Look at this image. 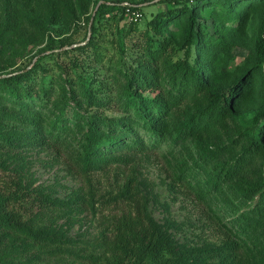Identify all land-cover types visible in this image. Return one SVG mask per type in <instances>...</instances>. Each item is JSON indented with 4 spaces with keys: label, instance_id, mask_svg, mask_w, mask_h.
I'll return each mask as SVG.
<instances>
[{
    "label": "rangeland",
    "instance_id": "1",
    "mask_svg": "<svg viewBox=\"0 0 264 264\" xmlns=\"http://www.w3.org/2000/svg\"><path fill=\"white\" fill-rule=\"evenodd\" d=\"M123 1L128 0H0V78L29 72L31 80L22 85L32 95L26 100L15 88L18 99H10L0 90V134L15 140L13 148L0 151V183L44 194L52 206L32 210L25 217L27 226L65 245L58 252V244L39 246L25 233L0 228V264H105L101 204L108 195H118L130 177L145 197L151 219L176 244L213 251L237 243L240 248L226 252L227 264H264L259 195L264 191V149L257 146L242 154L260 103L259 80L250 109L225 116L212 111L187 130L179 122L190 115L198 118L207 105L203 95L168 104L175 113L153 138L133 121V111L123 108L125 75L133 77L142 63L151 61L158 65L157 84L166 90L173 86L171 73L189 58L177 44L184 22L154 33L148 21L171 7L143 4L142 18L133 22L114 10ZM196 15L202 41L201 51L195 52L211 59L207 67L220 84L241 76L249 69L264 3L247 18L237 12L225 20L215 8ZM136 92L150 99L159 89ZM93 112L95 119L118 125L122 130L116 136L122 138L83 173L73 161L81 154L78 143L86 131L82 119ZM61 116L68 120L57 125ZM56 134L64 139L60 148L42 139ZM131 140L147 150L126 149ZM225 171L236 175L232 182ZM187 264L222 262L212 254Z\"/></svg>",
    "mask_w": 264,
    "mask_h": 264
},
{
    "label": "trees",
    "instance_id": "2",
    "mask_svg": "<svg viewBox=\"0 0 264 264\" xmlns=\"http://www.w3.org/2000/svg\"><path fill=\"white\" fill-rule=\"evenodd\" d=\"M152 2L153 0L123 1L114 10L120 18L126 17L127 10L139 11L142 18L143 4ZM189 2L192 3L191 7H188ZM123 3H127L128 6H124ZM263 3L264 0L157 1L156 5L163 4L171 8L157 13L148 21V25L154 33L161 34L173 22L182 20L184 30L177 44L189 58L181 65H177L171 73L170 79L173 86H170L168 90L157 84L158 77L154 75V72H156L158 65L152 64L151 61L142 63L137 69L138 71L133 72V77L125 75L127 100L123 108L133 111L132 119L137 122L136 125H143L153 138L156 137L160 133L161 127L166 123L168 116L175 113L168 107V104L182 103L184 97L192 98L197 94L203 95L207 105L198 111L197 119L190 115L186 121H180L181 129L187 130V128H192L193 125L201 123L204 117L210 118L212 111L225 116L233 115L236 110L250 109L254 105L257 91L254 82L259 80L262 90L258 99L260 103L254 112L250 127L246 130L247 146L242 149V154L249 151V148H256L257 146L264 149V16L259 25L252 59L249 60V69L242 72L241 76L232 80L227 79L220 84L218 82L219 77L214 75L213 69L207 67L211 59H206L203 52H195L197 48L201 51L198 42L202 41L197 12L206 8H215L219 10L221 17L225 20H229L237 12L247 18L251 15L254 6ZM176 5L180 7L175 9ZM192 49L194 52L191 51ZM75 50H79V48ZM190 55H192L191 58ZM29 74V72L22 70L17 71L15 75L1 77L0 90L7 98L18 99L15 89L18 88L22 91V98L30 100L32 95L22 85L25 81L28 83L31 80ZM152 84L156 88H153ZM137 88L140 90L159 89V92L154 98L147 99L137 95ZM86 94V98L90 99L91 95L87 91ZM6 100L4 99V101ZM76 115L74 120L77 123L79 115ZM93 116L97 117V112H93L90 116L82 119L86 131L82 133L81 141L78 143L81 154L76 161H73L76 170L83 173L92 168L94 160L96 162L103 158L108 148L117 146L122 138V135L116 136L117 130L118 132L122 130L118 125L111 124L109 119H103L101 116L98 119ZM67 120L66 117L61 116L57 125L64 124ZM67 129L68 127L66 129L63 127L64 132ZM60 134L45 135L42 139L60 148L64 141L60 138ZM14 141L13 138L4 137L0 134V151L13 148ZM128 142L126 149H133L135 152L143 153L148 148L135 142V140ZM106 161H103L102 164ZM223 175L227 176L230 182L236 176L234 173L226 171ZM262 180L264 182V178ZM259 195L264 203V191L260 192ZM49 206H52V202L44 194L37 196L34 191L24 188L13 189L7 184L0 183V228L11 234L25 233L30 236L34 244L39 246L58 244V248H60L58 252H61L65 245L60 239L48 237L41 232H32L25 221V217L32 210L42 211ZM99 226L101 228L100 241L105 253V264H187L189 259L201 263L212 254L221 257L222 264H227L226 252L240 248L237 243H231L213 251H199L176 244L151 219L147 210L146 199L137 188L134 177L129 178L118 195L110 194L102 201Z\"/></svg>",
    "mask_w": 264,
    "mask_h": 264
},
{
    "label": "built area",
    "instance_id": "3",
    "mask_svg": "<svg viewBox=\"0 0 264 264\" xmlns=\"http://www.w3.org/2000/svg\"><path fill=\"white\" fill-rule=\"evenodd\" d=\"M159 0H153V2H157ZM124 6H128L127 3H123ZM126 17L133 21V22H137L140 18H141V13L139 11H126Z\"/></svg>",
    "mask_w": 264,
    "mask_h": 264
}]
</instances>
